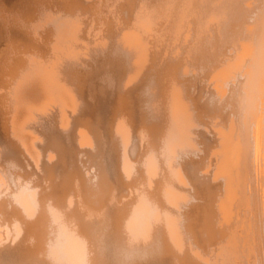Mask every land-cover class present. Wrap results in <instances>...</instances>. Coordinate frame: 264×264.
<instances>
[{
    "label": "bare ground",
    "instance_id": "obj_1",
    "mask_svg": "<svg viewBox=\"0 0 264 264\" xmlns=\"http://www.w3.org/2000/svg\"><path fill=\"white\" fill-rule=\"evenodd\" d=\"M0 264H264V0H0Z\"/></svg>",
    "mask_w": 264,
    "mask_h": 264
}]
</instances>
